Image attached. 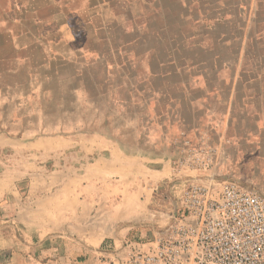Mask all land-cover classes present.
<instances>
[{
	"label": "crops",
	"instance_id": "obj_1",
	"mask_svg": "<svg viewBox=\"0 0 264 264\" xmlns=\"http://www.w3.org/2000/svg\"><path fill=\"white\" fill-rule=\"evenodd\" d=\"M227 130L264 164V0H0V264L148 238Z\"/></svg>",
	"mask_w": 264,
	"mask_h": 264
},
{
	"label": "built area",
	"instance_id": "obj_2",
	"mask_svg": "<svg viewBox=\"0 0 264 264\" xmlns=\"http://www.w3.org/2000/svg\"><path fill=\"white\" fill-rule=\"evenodd\" d=\"M205 138L181 139L174 165L199 173L173 182L177 203L164 225L148 238L105 245L93 264H264V195L216 181L219 144Z\"/></svg>",
	"mask_w": 264,
	"mask_h": 264
},
{
	"label": "rangeland",
	"instance_id": "obj_3",
	"mask_svg": "<svg viewBox=\"0 0 264 264\" xmlns=\"http://www.w3.org/2000/svg\"><path fill=\"white\" fill-rule=\"evenodd\" d=\"M208 133L206 134L208 135ZM211 134L212 132L210 135ZM226 138L228 139L226 141L228 147L225 158L223 157L222 159V156L218 158L217 164L213 168L211 174L215 177L216 181L233 180L246 188L255 189L264 195V164L257 163L259 157L257 159L250 158L248 154L251 147H254V141L244 138V134H238L229 130H227ZM261 146L264 150V143H262ZM222 149L220 154L221 152L224 154ZM261 157H263L264 160V152ZM175 185L176 184L171 182L168 187L166 186L165 190H163L162 197L167 207L166 213L171 212L177 203ZM137 237V235H133L130 239H135Z\"/></svg>",
	"mask_w": 264,
	"mask_h": 264
}]
</instances>
